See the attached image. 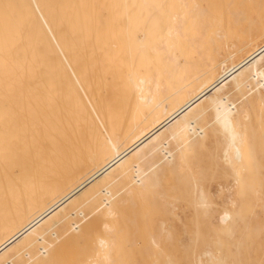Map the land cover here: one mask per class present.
<instances>
[{"label":"bare ground","instance_id":"bare-ground-1","mask_svg":"<svg viewBox=\"0 0 264 264\" xmlns=\"http://www.w3.org/2000/svg\"><path fill=\"white\" fill-rule=\"evenodd\" d=\"M202 1L0 0V264H223L260 220L264 0Z\"/></svg>","mask_w":264,"mask_h":264},{"label":"rangeland","instance_id":"rangeland-1","mask_svg":"<svg viewBox=\"0 0 264 264\" xmlns=\"http://www.w3.org/2000/svg\"><path fill=\"white\" fill-rule=\"evenodd\" d=\"M221 1L222 0H203L202 2L205 3V5L210 4L211 5L210 7H212L215 12L222 14V16L228 13L229 8H231L232 6L244 8L246 10H250L252 6V2L248 0H223L222 1L223 4ZM228 3L230 4L228 5ZM257 3L258 2H254L255 5ZM260 3L261 2H259V4ZM254 9H256V7ZM173 185H174V188L177 187L175 186V184ZM166 187L169 188V186H166ZM111 188L112 189L109 191H107L106 189V191L100 192L101 196L105 197V196L111 195L114 187H111ZM174 188L171 187L170 189H174ZM178 189L180 188L177 187V190ZM263 196H264V192H263ZM256 210L260 212L259 213L260 220L257 223H248L246 228L243 229V232L241 234H238L233 239L220 238L219 241H215L217 239L214 240L215 242H220V241L222 242V245H221L222 247L219 246L220 243L217 244L214 242V245H215L214 248L215 250L217 249L216 254L220 252L218 256L224 259L225 264H264V229H263L264 228V209L262 208L260 209L259 207ZM150 225L151 223L148 224V227ZM134 226H135V229L137 228L138 232L141 230L138 225V221L136 222L134 221ZM254 229L256 230V232ZM135 239L138 242H141V245H137L135 249H133L132 247L125 249L124 247V249H122L121 253L119 254L120 256L118 257L116 264H153L152 261H154L155 259L151 257L148 258L144 254H142L140 250L137 248L139 246H140L139 248H141L142 244H144V240H145L144 237L143 236L139 237L138 235H135ZM201 243H202V240L196 241L197 245ZM176 244H177V241L174 240L172 242V245L174 247H172L173 249L171 253H169L173 255L174 258L173 256H170V255H169L170 256L169 258L162 255V256H158L157 259L158 258L159 259L158 260L156 259V261H158L159 264H164L165 262H166L165 264H174L175 261L177 262L175 264H192L191 262H193V258L189 254L184 253L181 250L175 249V247H177ZM236 247H238V249ZM75 254L69 253V255L68 254L65 255L66 257L64 258H62L64 254L62 255L56 254L54 258L51 260V263L52 264H64V263L65 264H69V263L70 264H82L83 262L82 261L83 256H81L82 254L80 255L76 254L77 256ZM25 255L26 254L24 253H17L12 258H10L8 261H6L4 264H24V260L26 259ZM223 256H227V257L223 258ZM166 258L169 260L171 259L170 260L171 262L168 261Z\"/></svg>","mask_w":264,"mask_h":264}]
</instances>
